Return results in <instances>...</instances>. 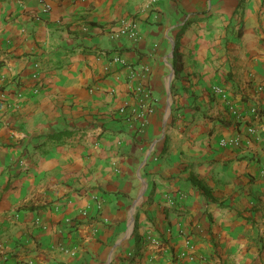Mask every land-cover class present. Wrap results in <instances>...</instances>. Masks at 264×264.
<instances>
[{
  "label": "crops",
  "instance_id": "0c3cea01",
  "mask_svg": "<svg viewBox=\"0 0 264 264\" xmlns=\"http://www.w3.org/2000/svg\"><path fill=\"white\" fill-rule=\"evenodd\" d=\"M48 3L0 0V264H264V0Z\"/></svg>",
  "mask_w": 264,
  "mask_h": 264
},
{
  "label": "built area",
  "instance_id": "2783aa9c",
  "mask_svg": "<svg viewBox=\"0 0 264 264\" xmlns=\"http://www.w3.org/2000/svg\"><path fill=\"white\" fill-rule=\"evenodd\" d=\"M42 2L44 11L47 12L50 10V5L48 3V0H40ZM119 35L121 37H127L129 39H136L138 37L137 29H136V23L134 22H127L126 20H121L119 25ZM111 61L118 65H125V62L123 59H121L119 56H113L111 58ZM35 68H38V65H35ZM214 93L221 95L222 97H225V92L220 87H214L213 88ZM258 91L261 93H264V87H259ZM133 93L137 97L136 100V106L135 107H129L128 105H125L119 109V113L126 117L128 121L136 120L140 122V127H144L147 119L150 115L153 114L154 110V103L155 99L151 96V91L149 89H146L144 87L138 86L135 89H133ZM1 105V102H0ZM249 116L254 119L255 121H261L264 119V110L260 109L259 107H252L249 110ZM249 133L251 135H255V129L253 127L249 128ZM238 140H227L223 139L220 141V145L222 147L232 146V145H238ZM150 243L154 246L160 247V241L156 239H150ZM186 251H182L179 254L180 258H187L189 261H194V257L191 256L189 253H187V250L191 251L193 250V247L189 241L186 242ZM130 255V254H129Z\"/></svg>",
  "mask_w": 264,
  "mask_h": 264
},
{
  "label": "trees",
  "instance_id": "16d2710c",
  "mask_svg": "<svg viewBox=\"0 0 264 264\" xmlns=\"http://www.w3.org/2000/svg\"><path fill=\"white\" fill-rule=\"evenodd\" d=\"M174 68H175V72L178 71V68L180 67V63H178L177 61L179 60V55L177 53V48L175 47V51H174Z\"/></svg>",
  "mask_w": 264,
  "mask_h": 264
}]
</instances>
